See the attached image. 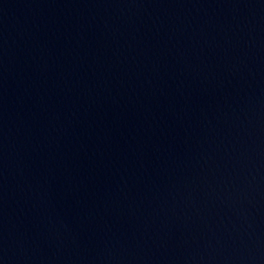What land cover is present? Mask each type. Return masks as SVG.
<instances>
[{
    "label": "water",
    "instance_id": "95a60500",
    "mask_svg": "<svg viewBox=\"0 0 264 264\" xmlns=\"http://www.w3.org/2000/svg\"><path fill=\"white\" fill-rule=\"evenodd\" d=\"M0 264H264V0H0Z\"/></svg>",
    "mask_w": 264,
    "mask_h": 264
}]
</instances>
